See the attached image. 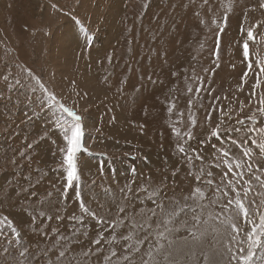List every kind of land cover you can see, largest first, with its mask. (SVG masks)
<instances>
[{"label": "rangeland", "instance_id": "374dc122", "mask_svg": "<svg viewBox=\"0 0 264 264\" xmlns=\"http://www.w3.org/2000/svg\"><path fill=\"white\" fill-rule=\"evenodd\" d=\"M261 4L264 0H0V216L21 233L17 244L3 226L0 264H20V244L29 250L30 264H49L64 247L71 249L72 264H109L105 257L112 251L117 257L124 253L122 237L133 217L155 229L164 216L157 204L170 212L203 203L208 207L202 219L209 212L221 219L234 215L222 205L235 192L228 189L224 197L217 191L228 180L241 196L249 188L246 203L264 204V187L255 179L264 181V155L249 139L264 142V134L248 131L264 128ZM249 29L254 40L248 41L246 60ZM21 64L82 117L87 152L79 157L81 198L77 189L63 192L62 132L54 121L70 118L56 108L41 109L31 92L9 89ZM213 130L221 135L213 137ZM248 146L251 159L243 155ZM197 188L203 200L186 201ZM82 203L104 219L85 215ZM123 205L127 211L120 213ZM125 216L123 225L111 226ZM236 222L247 227L242 217ZM191 224L190 215L180 214L170 225L173 258L180 264H229L230 229L212 219L199 226L202 235L193 241ZM145 235L137 233L140 239ZM147 248L145 243L142 250ZM257 257H264V249ZM139 260L138 254L136 264Z\"/></svg>", "mask_w": 264, "mask_h": 264}, {"label": "snow or ice", "instance_id": "6c2138e0", "mask_svg": "<svg viewBox=\"0 0 264 264\" xmlns=\"http://www.w3.org/2000/svg\"><path fill=\"white\" fill-rule=\"evenodd\" d=\"M205 2H207V0H205ZM52 7L56 8V5H52ZM261 7H264V4H261ZM76 23H79V21H76ZM81 30L83 31V29ZM253 40V31L252 29H249L247 32V39L243 44V55L246 60L249 58L248 41ZM249 67H251V64ZM260 72L264 73V66L260 67ZM257 83H259V80ZM8 87L11 91L24 89L26 93L31 92L33 98L41 109L50 110L56 108L60 113L66 114L67 117L70 118L63 119V117H57L54 121L55 126L62 132L63 145L59 148V152L61 153L60 168L63 171V192L67 193L69 189H77L75 195L77 198H81V191L79 190L81 187L79 157L82 152H87V149L83 146L82 142L84 136L82 117L78 115L73 108L65 106L55 93L49 90L47 84L42 78L36 75L32 69L24 64L19 66L17 77L14 78L13 83L8 84ZM261 104L264 105V99L261 100ZM259 111L264 113V107H261ZM239 123H243V121H240ZM237 131H239V129H237ZM248 131H256L264 134V128L249 129ZM211 135L213 137H218L221 134L217 130H213ZM189 138H191L190 135ZM249 139H251L252 145L259 148L260 154L264 155V142H258L252 137H249ZM233 143H236V141H233ZM244 143L247 144V141ZM178 151L182 155H187L186 149L183 146H178ZM223 155L227 157L228 153L224 152ZM243 155L251 159L253 155L252 148L250 146L243 147ZM236 167H241L239 162H236ZM228 171L233 172L231 165L228 166ZM235 175H237V173L233 172V176ZM196 178L199 180L201 176L197 175ZM255 179L261 183L262 187H264V181H261L260 176H256ZM250 182L251 181H248L246 184ZM207 183L211 184L212 181L209 180ZM228 189L235 192V197L228 199L227 204H223L222 208L224 211H231L234 215H228L221 219L220 214L213 216V214L209 212L208 217L202 219L204 209L208 207V205H204L203 203H198L196 205H188L185 203L181 206L178 205L177 202L178 206L170 212L165 211L162 203L157 204V208L164 213V216L162 220L157 221L155 229H152L148 220L138 224L133 217L128 235L122 237V239L126 241V243L123 244L124 253L117 257V252L112 251L110 256L105 257V259L108 260L109 264H112L113 257H117V264H120L121 261L123 264H136L135 258L139 254V264H180L178 260L173 258L171 251L174 241L170 239V237L172 236L174 229L170 227V225L174 223V220L180 214H187L192 218V224L187 228V231L189 237L193 241L200 239L202 233L200 232L199 226L202 223L207 224L209 220L216 219L224 224L226 228L230 229L227 247L229 264H256L257 260H259V264H264V257H257L258 250L264 249V204L257 205L254 200L246 203L249 188L245 187L243 189V196H241V192L233 187L231 180H228V182L224 184V189L218 187L217 191L221 192L224 197H228ZM152 195L157 196L158 193L153 192ZM193 197H198L202 201L204 194L199 188H197L193 190L190 197H185V200L187 201ZM219 202V200H214L212 201V204H217ZM153 203H156V201L154 200ZM81 210L85 215L96 218L98 222L104 219L103 217H98L97 213L93 212L83 203L81 204ZM119 211L120 213H125L127 211V205L121 206ZM150 211L152 212V216L156 215V209ZM40 215H44V213L41 212ZM239 217L243 218V221L247 226L246 228L240 227L238 222H236V218ZM126 219H128L127 216H125L124 219L118 218L116 221L112 222L111 226L114 228L119 227L125 223ZM150 219L151 217H149V220ZM82 221L83 217H81V222ZM33 222H35V217H33ZM4 225H7L10 229L12 240L16 241L18 244L21 235L20 231L9 217L0 216V235H4ZM149 229H151V231H149ZM140 231L147 233L143 239L137 237V233ZM61 240L65 244L71 243L67 237H61ZM94 243H99V241H95ZM145 243L148 244V248L142 250V246ZM59 244L60 240L57 241V245ZM19 247L22 249L19 255L23 258L20 264H30L32 257L29 250L24 248L22 244H20ZM53 247H56V245H53ZM70 250V248L64 247L59 251V255L56 256L55 259L49 258V264H72V260L75 258L67 255ZM3 252L7 253L8 249L4 248ZM88 255H90V253H84V256ZM205 260H207L206 256ZM78 264H83V261H78Z\"/></svg>", "mask_w": 264, "mask_h": 264}]
</instances>
